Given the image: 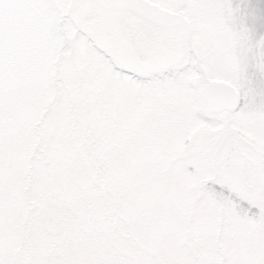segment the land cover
Instances as JSON below:
<instances>
[{"label":"snow or ice","instance_id":"snow-or-ice-1","mask_svg":"<svg viewBox=\"0 0 264 264\" xmlns=\"http://www.w3.org/2000/svg\"><path fill=\"white\" fill-rule=\"evenodd\" d=\"M0 264H264V0H0Z\"/></svg>","mask_w":264,"mask_h":264}]
</instances>
